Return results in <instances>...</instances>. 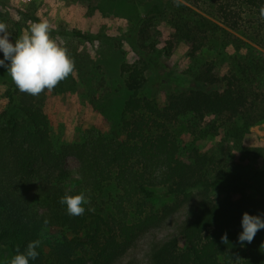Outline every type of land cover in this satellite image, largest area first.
<instances>
[{"label":"trees","instance_id":"16d2710c","mask_svg":"<svg viewBox=\"0 0 264 264\" xmlns=\"http://www.w3.org/2000/svg\"><path fill=\"white\" fill-rule=\"evenodd\" d=\"M188 2L199 7L201 0ZM209 6L218 22L264 46V0H211ZM170 14L167 55L182 42L193 57L216 39L214 24L192 8L177 3ZM161 15L159 5L150 4L122 35L137 59L119 68L126 92L119 135L91 128L77 142L59 143L44 109L47 89L31 95L12 79L6 83L0 94V264L32 240L40 244L30 264H116L196 194L195 216L153 245L148 264H264V229L251 242L237 241L241 214L264 213V197L250 195L245 178L229 174L214 155L192 148L182 156L175 129L184 117L239 119L247 126L264 119V57L238 59L223 74L214 60L171 71L153 30ZM159 92L163 105L152 96ZM251 151L260 155L264 147ZM68 156L78 162L75 175L65 168ZM79 192L88 204L82 215L70 216L59 200Z\"/></svg>","mask_w":264,"mask_h":264},{"label":"rangeland","instance_id":"374dc122","mask_svg":"<svg viewBox=\"0 0 264 264\" xmlns=\"http://www.w3.org/2000/svg\"><path fill=\"white\" fill-rule=\"evenodd\" d=\"M202 0L199 7L188 0H0V22L7 25L9 39L18 38L36 18L47 19L50 36L67 48L74 61V70L51 90L43 100L49 118L52 136L59 143L77 142L86 129L119 135L117 120L126 97L120 75V66L137 59L122 35L141 16L150 4L157 3L162 15L154 22L156 41L163 64L171 71H185L207 60H214L220 74L234 66L236 60H258L264 57V46L253 40L246 31H233L218 22L209 3ZM192 8L209 20L217 30V37L193 57L189 47L182 42L166 54L169 39L170 12L175 4ZM20 29L21 34L15 31ZM75 31L89 39L76 36ZM2 57V54H0ZM11 79L0 68V94ZM158 105H163L164 92L152 95ZM181 142L180 154L187 157L192 148L214 155L226 163V171L246 180V189L252 196L264 197V151L256 155L253 148L264 147V119L244 125L242 120L223 124L208 117L196 122L192 117L182 118L176 126ZM65 168L72 174L78 169L77 160L68 156ZM113 193V191H111ZM217 193H212L211 198ZM199 210V197L182 207L162 226L148 232L131 247L116 264H148L153 245L177 232ZM5 252L0 248V259Z\"/></svg>","mask_w":264,"mask_h":264},{"label":"clouds","instance_id":"9594fccd","mask_svg":"<svg viewBox=\"0 0 264 264\" xmlns=\"http://www.w3.org/2000/svg\"><path fill=\"white\" fill-rule=\"evenodd\" d=\"M50 31L49 21L40 19L32 22L24 34L10 40L7 25L0 22V68L7 71L21 92L37 95L44 89L51 90L74 70L67 48L53 39ZM59 203L65 206L68 215L79 216L85 212L88 197L83 192L65 193ZM240 228L237 241L251 242L256 232L264 229V213L243 212ZM221 239L226 240V234ZM39 244V240H32L23 250L17 248L7 264H30L38 256Z\"/></svg>","mask_w":264,"mask_h":264}]
</instances>
